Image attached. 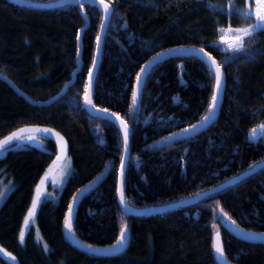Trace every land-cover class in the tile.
<instances>
[{
    "label": "trees",
    "instance_id": "1",
    "mask_svg": "<svg viewBox=\"0 0 264 264\" xmlns=\"http://www.w3.org/2000/svg\"><path fill=\"white\" fill-rule=\"evenodd\" d=\"M48 3L59 0H27ZM112 6L93 87L95 107L129 125L124 197L136 209L190 199L234 179L264 161V32L255 0H105ZM102 14L95 5L40 9L0 0V140L26 126H45L66 138L73 172L58 197H46L34 223L18 240L36 183L54 163L52 141L0 153V181L11 185L0 204V246L16 264H218L219 233L231 264H264V245L232 237L234 224L264 233V168L196 203L157 214L128 216L117 202L123 152L116 125L92 117L82 104ZM228 34L235 44L221 38ZM243 51L233 52L240 47ZM203 49L221 67L222 102L216 121L187 136L208 114L215 76L192 56L153 66L132 103L141 67L161 52ZM67 85V86H66ZM170 138V139H169ZM73 237L103 249L127 226L126 248L113 256L79 249L64 224L78 196ZM235 221V223H233ZM40 240H39V239ZM0 264H8L0 257Z\"/></svg>",
    "mask_w": 264,
    "mask_h": 264
},
{
    "label": "water",
    "instance_id": "2",
    "mask_svg": "<svg viewBox=\"0 0 264 264\" xmlns=\"http://www.w3.org/2000/svg\"><path fill=\"white\" fill-rule=\"evenodd\" d=\"M12 3H15V4H18V5H21V6H29V7H32V8H40V9H48V8H56V7H59V6H66V5H70V4H76V5H95L98 7V9L100 10L101 14H102V21H101V27H100V30H99V34H98V37L100 38V43H99V48L97 47V40H96V44H95V52H94V56H93V59L96 61V68L93 70V66L91 65L90 67V71H92V80H91V87H90V94L88 96V99L91 100V104L87 103L86 101V96L84 94V97H83V101H82V104L84 105V108H85V111L90 114L92 117H99V118H102L104 120H107V121H111L114 125L117 126L118 130H119V133L122 137V146H123V152H122V160H121V163H120V166H119V171H118V177H117V180H118V183H117V188H116V191H117V202L119 203V207L122 211V213H125L126 215L128 216H135V215H149V214H157L158 213H161V212H167L168 210H171V209H175L179 206H182V205H190V203H196V202H199L201 201L202 198L204 197H207L208 195H212V193L214 192H218V191H222L224 188L228 187V186H231V185H234V183H237L243 179H245L246 177L252 175L253 173H255L257 170L261 169V168H264V161L262 162H259L258 164H256V166L252 167L251 169L245 171L244 173L240 174L239 176H236L234 177V179L232 180H229L225 183H223L222 185L220 186H217L216 188H213L212 190L210 191H207L205 193H201V195H198V196H194V197H191L190 199H185V200H182V201H179V203H173V204H168L166 206H157L156 208H146V209H134L132 207H130L128 205V202H126L125 200V203L124 204H121L120 203V195H121V188H123L124 186V174H125V171H126V165H127V162H128V154H129V137H130V127L129 125L124 121V119H122L121 116L120 117V120H123L127 126H128V142H127V148L125 149V145H124V130H123V127L120 123V120H117L116 119V115H113L112 112L110 111H105L99 107H95L94 103H93V87H94V83H95V77H96V74H97V71H98V65H99V62L101 60L100 56H101V51H102V43H103V39H104V35H105V31L107 29V26H108V21L109 19L111 18L112 16V6L109 2H106L105 0H59V1H56V2H48V3H34V2H30V1H27V0H10ZM205 53L207 55H205ZM173 56H180V57H184V56H192V57H197L199 58L205 65H208L211 73L213 74V76H215V65L212 64V61L214 60L212 58V56L210 54H208L207 52L205 51H201L200 49H192V48H184V49H172V50H169V51H166V52H161V54H158L156 55L155 57L153 58H156L155 62H152L153 61V58H151V60H149L147 63H145L141 68H144L145 69V72L144 74H142V82L141 84L138 86L137 85V80H136V83L134 85V91H137L138 90V94L140 93V88H141V85L143 83V81L145 80V77L147 76V74L150 72L151 68H153V66L161 63L163 60L165 59H168V58H173ZM211 58V59H210ZM93 60V61H94ZM151 62V63H150ZM218 65V64H216ZM89 71V72H90ZM222 72V71H221ZM140 74V72H139ZM86 86L85 88L89 87V73L87 75V78H86ZM223 83H224V77L222 75V88L219 92V95H218V103H217V106L215 108V114L210 118V120L207 122V123H204L203 126L201 127H197L195 129H192V127L188 128L190 131L189 132H183L181 135L179 136H187V135H190V134H194V133H197L199 130H203L207 127H209L210 124L214 123L216 120V117L218 115V111H219V107H220V104L222 102V95H223V90H224V86H223ZM67 86V85H66ZM216 91V89H215ZM85 92V90H84ZM202 123V120L197 124V125H201ZM24 130V131H21V130ZM17 134L20 138L23 137V136H36V137H39V138H45V139H48L50 141L53 142V144L55 145V149H56V154L54 156V162H63L66 160V158L68 157L69 155V149H68V144H67V140L66 138H63V136L58 132L56 131L55 129H51L49 127H45V126H26V127H20L19 129L11 132L8 136H6L5 138L1 139L0 141H4L6 140L8 137L10 136H13V134ZM19 140H17L15 137H13V140H11L9 142V144L7 145H4L2 149H0V153L6 149H8L10 146H12L13 144H15L16 142H18ZM122 162H123V169L121 167L122 165ZM255 169V171H253L252 169ZM123 173V174H122ZM123 194H124V191H123ZM79 197L80 195H78L73 201H72V205L70 206L71 208V223H72V219H73V214H74V211L77 207V203H78V200H79ZM125 199V197H124ZM69 217V211H68V214H67V218ZM66 218V219H67ZM64 227H65V224H64ZM224 230H226L232 237H234L235 239H238L242 242H245V243H252V244H255V245H259V244H262L264 245V233H254V232H251V231H246L244 229H242L241 227L237 226V225H234V224H229V223H225V225L223 226ZM64 233H65V237L70 240L74 245H76L79 249H84V250H87V251H90L91 253L94 252L98 255H108V256H113L117 253H120L122 252L126 247V244H127V240H128V235L126 233V239H125V242L123 244V246H119L117 245L115 248L112 246H109V247H103V249H90V248H87L85 247L83 244H80L79 242H77V240L73 237V234H72V231L69 232L66 228H64ZM217 235H219V233H216L213 237V245L216 243V238H217ZM120 239V238H119ZM219 240H220V243H221V238H220V235H219ZM116 245V243L114 244ZM222 245V248H223V243H221ZM213 254L215 255V258H216V261L218 264H231L226 258H225V254L221 257L219 256V254H217L215 252V249L213 247Z\"/></svg>",
    "mask_w": 264,
    "mask_h": 264
},
{
    "label": "rangeland",
    "instance_id": "3",
    "mask_svg": "<svg viewBox=\"0 0 264 264\" xmlns=\"http://www.w3.org/2000/svg\"><path fill=\"white\" fill-rule=\"evenodd\" d=\"M258 3V0H257ZM221 40L227 45V49L232 47L236 40H232L228 34L224 35ZM256 135L255 137L252 136V132L249 134V138L251 140H254L259 135L264 134V129H261V126H258L256 128ZM28 137H33L32 140H29ZM27 147H35L39 150H45L44 147V141L37 138L36 136H23L20 138V140L13 145L11 148L13 149H21V148H27ZM73 166H72V160H70L69 157L66 158L63 162H54L51 163L45 170L44 174L41 176V178L36 183V186L34 188L33 193V199L30 203V207L28 208L25 216L24 221L21 226V232L19 235L18 240L21 244L24 243V238L27 232L29 231V227L34 223L35 221V215L39 209V205L42 203V201L46 197H52L56 200L58 197L60 191L63 189L65 184L67 183L68 177L72 174ZM6 183H4L2 180L0 181V204L3 201V199L6 197L7 193L11 191L12 185L6 189ZM38 198V199H37ZM36 200V208L34 211V214L29 217V211L32 209L33 201ZM28 221L26 224L25 221ZM23 233V239H21V234ZM39 239V238H38ZM40 240V239H39ZM0 257L8 264H16V257L13 256L10 252H8L4 247L0 246Z\"/></svg>",
    "mask_w": 264,
    "mask_h": 264
},
{
    "label": "snow or ice",
    "instance_id": "4",
    "mask_svg": "<svg viewBox=\"0 0 264 264\" xmlns=\"http://www.w3.org/2000/svg\"><path fill=\"white\" fill-rule=\"evenodd\" d=\"M254 15L256 17L257 23L255 25H253L252 29H236V31H238V32L239 31H244L245 34H247V35H250L253 31L264 32V0H258V7H257V10L255 11ZM237 40L241 41L240 47L232 48L233 52H241V51H243V43H242L243 37H237ZM99 43H100V38L97 37V47L98 48H99ZM201 51H203V49H201ZM205 55H207V54L205 53ZM155 60H156V58H153L152 62H155ZM212 64L215 65V88H216V91L211 96V104H210V106L208 108V114H206L202 118L201 125H193L192 129H195L197 127L203 126V124L207 123L210 120V118L215 114L214 110H215V108L217 106V103H218V95H219V92H220V90L222 88V72H221V67L219 65H216L215 60L212 61ZM92 66H93V70H94L96 68V61L95 60L92 62ZM144 72H145V69L141 68L140 74H138L136 76V80H137V85L138 86L142 82V74H144ZM91 80H92V71L89 72V87L85 88L86 101L89 104H91V100L88 99V96L90 94L89 90H90V87H91ZM137 100H138V90L132 92V103H133V105L137 104ZM105 111H107V110H105ZM113 115H115V114L113 113ZM116 119L120 120V117L116 116ZM120 123H121V125L123 127V130H124V145H125V149H126L127 148V142H128V126L123 120H120ZM262 127H264V126H262ZM21 131H24V130L22 129ZM184 131L187 133L190 130L189 129H185ZM255 135H256V129H253L252 130V136L255 137ZM13 137H15L17 140H20V137L17 134L14 133L13 136L8 137L4 141H0V149H2L4 145L9 144V142L11 140H13ZM28 139L32 140L33 137H28ZM121 167L123 169V167H124L123 162H122ZM252 170L255 171L254 168ZM36 203H37V201L34 200L32 209L29 211V217H31L34 214V211H35V208H36ZM120 203L121 204L125 203L124 194H123V188H121ZM71 211H72L71 208H69V217L65 221V228L69 232L72 231ZM25 223L27 224L28 221L26 220ZM233 223H235V221H233ZM126 232H127V226L126 225H122L121 229H120V239L116 241V245H113L114 248L117 245L123 246V244L125 242V239H126ZM21 239H23V233L21 234ZM213 247L215 249V252L217 254H219V256L222 257L224 255V251H223L222 245H221L220 240H219V235H217L216 243L213 245Z\"/></svg>",
    "mask_w": 264,
    "mask_h": 264
},
{
    "label": "built area",
    "instance_id": "5",
    "mask_svg": "<svg viewBox=\"0 0 264 264\" xmlns=\"http://www.w3.org/2000/svg\"><path fill=\"white\" fill-rule=\"evenodd\" d=\"M255 10H254V13H255V11L257 10V7H258V3H257V0H255Z\"/></svg>",
    "mask_w": 264,
    "mask_h": 264
},
{
    "label": "bare ground",
    "instance_id": "6",
    "mask_svg": "<svg viewBox=\"0 0 264 264\" xmlns=\"http://www.w3.org/2000/svg\"><path fill=\"white\" fill-rule=\"evenodd\" d=\"M190 57V56H189Z\"/></svg>",
    "mask_w": 264,
    "mask_h": 264
}]
</instances>
